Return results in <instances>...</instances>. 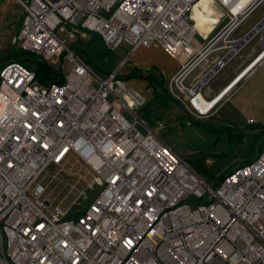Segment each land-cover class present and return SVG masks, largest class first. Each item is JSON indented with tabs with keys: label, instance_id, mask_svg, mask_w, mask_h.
I'll return each mask as SVG.
<instances>
[{
	"label": "built area",
	"instance_id": "built-area-1",
	"mask_svg": "<svg viewBox=\"0 0 264 264\" xmlns=\"http://www.w3.org/2000/svg\"><path fill=\"white\" fill-rule=\"evenodd\" d=\"M13 1L19 50L60 59L62 80L40 85L15 61L0 69V264H264V149L210 185L137 116L146 98L120 74L140 48L182 55L170 94L191 119L206 115L214 107L196 106L226 54L208 57L232 58L256 36L233 38L264 0H209L223 18L206 40L191 19L200 0ZM87 32L107 50L130 46L113 72L98 75L68 44Z\"/></svg>",
	"mask_w": 264,
	"mask_h": 264
},
{
	"label": "rangeland",
	"instance_id": "rangeland-1",
	"mask_svg": "<svg viewBox=\"0 0 264 264\" xmlns=\"http://www.w3.org/2000/svg\"><path fill=\"white\" fill-rule=\"evenodd\" d=\"M193 10L191 19L192 15L198 19L196 10L194 12ZM220 12L218 9L217 13ZM221 16L223 17L222 13ZM262 18H264V2L242 23L233 38L247 34ZM204 23L209 25L207 22ZM216 28L217 26L210 28L208 36L215 35L219 27ZM214 29H216L215 32ZM60 36L63 37V34ZM254 37L249 45L259 44L260 37L262 43L264 29H259ZM68 44L72 48L78 46L76 52L100 76L113 72L129 52L125 43L115 50H107L101 39L92 32H87V37L80 41L78 38L69 40ZM14 48L15 52L19 51L17 44ZM226 52V50L213 52L208 57L209 64L215 62V58L224 56ZM242 53L244 52H239L228 61L209 80L202 92L205 100L215 98L226 84L232 82L237 72L242 70L245 72L247 67L259 59L258 56L245 59L241 56ZM59 60L53 58L44 62L52 70L59 71L61 65ZM67 71L68 66L63 64L64 74ZM199 71V68L193 71L186 83L191 82ZM164 83L161 89L165 90L166 98L172 100L170 108L165 105V95L158 87V93L162 98L151 95L136 111L137 116L207 183L215 184L222 175L248 163L262 151L264 147V61L260 62L256 69L239 82L232 91L219 99V103L209 113L192 119L188 116L183 104L173 99L169 91V81ZM250 119L254 123L250 124L248 122ZM140 130L144 132L143 129L140 128ZM62 208L65 209L67 206L64 205ZM70 209L74 211L73 213L76 212V207L71 206Z\"/></svg>",
	"mask_w": 264,
	"mask_h": 264
},
{
	"label": "crops",
	"instance_id": "crops-1",
	"mask_svg": "<svg viewBox=\"0 0 264 264\" xmlns=\"http://www.w3.org/2000/svg\"><path fill=\"white\" fill-rule=\"evenodd\" d=\"M194 11L197 13L198 19L195 18L194 15H192V20L194 23L193 25L195 29L202 35V38L206 40L207 38L211 37L208 36V33L210 32L209 29L210 28L213 29V27H216L219 23V20L223 18L221 16V12L217 13L218 11L217 7L215 5H212L209 2V0L199 1L194 7L193 12ZM22 18H23V12L20 9V7L15 3V1L0 0V61H2L3 58L7 57L8 55L15 53V48H14V45L16 44L15 39L20 30ZM204 22L209 23V25L208 24L205 25ZM218 27L219 26H217V28ZM216 29H214V32L216 31ZM238 37L240 36L238 35ZM252 40L249 41L239 51V52H244L241 54V56H243L245 59H249L252 56L257 57L263 50L264 39L262 43L259 40V44L249 45V43L252 42ZM122 44L123 43H121L120 45ZM126 46L130 50V46L128 44H126ZM237 54L235 56H237ZM127 55L125 56V58L127 57ZM232 58H230V60ZM215 59L217 60L218 58ZM262 61H264V57L260 59L259 62L255 64L253 69L249 73H247V75L244 78H242V80L238 81L235 84V86L239 82L243 81L251 72H253L256 69V67L259 65V63ZM186 62H187L186 58L182 55L177 58H172L166 55L161 48L157 46H151L148 48H140L137 51H135L131 56H129L128 60L121 68L120 74L123 78H125V81L129 86L138 90L147 99L151 95L155 96L154 87L152 86L150 87L149 85V82L152 81L150 79H153L154 81H164V82L169 81V79L186 64ZM1 67H2V63H0V69ZM200 72H198L195 77H198L200 75ZM242 72L243 70L237 72L235 76L232 78V82ZM230 83L231 81L228 84H226L222 89L227 87V85H229ZM235 86H233V88ZM232 89L230 91H232ZM170 106L171 104H167L168 108H170Z\"/></svg>",
	"mask_w": 264,
	"mask_h": 264
},
{
	"label": "trees",
	"instance_id": "trees-1",
	"mask_svg": "<svg viewBox=\"0 0 264 264\" xmlns=\"http://www.w3.org/2000/svg\"><path fill=\"white\" fill-rule=\"evenodd\" d=\"M73 49L76 52V49H78V46L73 47ZM10 61L19 62L22 65H24L26 68H28L29 70L33 71L35 73V80L40 85L48 86V85H51L52 83H57L62 80L61 75L59 73L52 70L44 62L43 59H41L39 56H36L34 54H28L26 52L19 50L15 52L14 54L8 55L7 57L3 58V60L0 61V63H2V66H3L4 63L10 62ZM150 80H152L149 82L150 87L151 86L154 87L155 96L160 98V95L158 92H159V88L161 89V87L164 86L165 84L164 81H154L153 79H150ZM161 92L165 95V100H164L165 105L170 104L172 100H169V98L168 99L166 98L167 95L166 93H164L165 90L161 89ZM224 177L225 175H222L219 178V180L223 179Z\"/></svg>",
	"mask_w": 264,
	"mask_h": 264
},
{
	"label": "bare ground",
	"instance_id": "bare-ground-1",
	"mask_svg": "<svg viewBox=\"0 0 264 264\" xmlns=\"http://www.w3.org/2000/svg\"><path fill=\"white\" fill-rule=\"evenodd\" d=\"M210 2V1H209ZM217 7V6H216ZM218 8V7H217ZM219 9V8H218ZM220 10V9H219ZM221 11V10H220ZM259 29H264V23H262L261 24V26H258V28L253 32V34H255V33H257L258 31H259ZM263 34V33H262ZM222 41V39L220 40V42ZM237 45H239V42H237L236 43V45L235 46H237ZM264 51V48H263V50L261 51V52H263ZM264 57V53H263V55H262V57L260 58V59H262ZM259 59V60H260ZM259 60H257L249 69H248V71L245 73V72H243L242 73V75L239 77V79H238V81H240V80H242V78H244L246 75H247V73H249L252 69H253V67L255 66V64H257V62H259ZM251 64V63H250ZM237 81V82H238ZM236 82V83H237ZM232 83V82H231ZM230 83V84H231ZM235 83V84H236ZM229 84V85H230ZM235 84L233 85V86H235ZM228 86V85H227ZM232 85H230L228 88H227V90H226V94L233 88V86L231 87ZM220 96H216L215 98H213V99H211V100H205L203 97H201V99H202V101H201V103L199 104V105H197L196 107H197V109H200L201 111L202 110H204V109H207V110H209V109H211V108H213V107H215L216 106V104L220 101L219 99H222V98H219Z\"/></svg>",
	"mask_w": 264,
	"mask_h": 264
},
{
	"label": "water",
	"instance_id": "water-1",
	"mask_svg": "<svg viewBox=\"0 0 264 264\" xmlns=\"http://www.w3.org/2000/svg\"><path fill=\"white\" fill-rule=\"evenodd\" d=\"M257 26H258V25H257ZM256 28H257V27H254V28L252 29V31H250V33H248L246 36L251 35V34L256 30ZM263 48H264V47H263ZM234 52H235V49H233V50L229 51L228 53H226V55L221 59V61L219 62V64H218L216 67H214V70H217V68H218L219 65H222V64L227 63L228 60H229V58H230V56H231Z\"/></svg>",
	"mask_w": 264,
	"mask_h": 264
},
{
	"label": "clouds",
	"instance_id": "clouds-1",
	"mask_svg": "<svg viewBox=\"0 0 264 264\" xmlns=\"http://www.w3.org/2000/svg\"><path fill=\"white\" fill-rule=\"evenodd\" d=\"M247 71H248V70H246V71H245V73H246ZM238 79H239V78H238ZM238 79H237V80H235L234 82H232V84H231V85L233 86V85H234V84H235V83L238 81ZM232 86H231V87H232ZM219 98H221V97H219Z\"/></svg>",
	"mask_w": 264,
	"mask_h": 264
}]
</instances>
